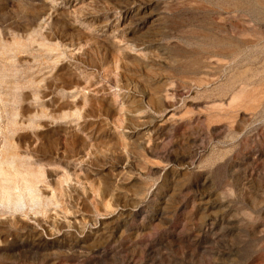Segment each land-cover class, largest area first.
I'll return each instance as SVG.
<instances>
[{"label":"rangeland","instance_id":"rangeland-1","mask_svg":"<svg viewBox=\"0 0 264 264\" xmlns=\"http://www.w3.org/2000/svg\"><path fill=\"white\" fill-rule=\"evenodd\" d=\"M0 130V264H264V0H0Z\"/></svg>","mask_w":264,"mask_h":264},{"label":"bare ground","instance_id":"bare-ground-1","mask_svg":"<svg viewBox=\"0 0 264 264\" xmlns=\"http://www.w3.org/2000/svg\"><path fill=\"white\" fill-rule=\"evenodd\" d=\"M1 131V130H0ZM11 168V167H10ZM8 166H4L2 167V171L6 174V175H9L11 174V170ZM14 175V174H13ZM16 183V182H15ZM25 183V182H24ZM4 184V183H3ZM28 186V185H27ZM29 188V187H28ZM26 186H23L20 190V195L23 196L25 199H28L29 201L32 199V194L30 193V190L28 189ZM2 189V187H1ZM11 190V189H10ZM2 191V190H1ZM0 191V192H1ZM3 192V191H2ZM1 192V193H2ZM6 193H9L8 195L6 193H4V195L6 194L7 197H5L4 201L7 202V203H12L11 201H14V195L8 191L5 190ZM3 194V193H2ZM2 196V195H1ZM3 198V196H2ZM18 199V198H16ZM3 200V199H2ZM16 201V200H15ZM14 201V202H15ZM13 204V203H12ZM15 204V203H14Z\"/></svg>","mask_w":264,"mask_h":264}]
</instances>
